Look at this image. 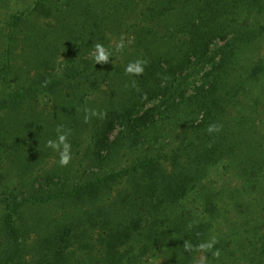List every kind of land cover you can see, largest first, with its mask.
Segmentation results:
<instances>
[{
  "label": "trees",
  "instance_id": "obj_1",
  "mask_svg": "<svg viewBox=\"0 0 264 264\" xmlns=\"http://www.w3.org/2000/svg\"><path fill=\"white\" fill-rule=\"evenodd\" d=\"M261 191L264 0H0V264L190 262L224 196Z\"/></svg>",
  "mask_w": 264,
  "mask_h": 264
},
{
  "label": "rangeland",
  "instance_id": "obj_2",
  "mask_svg": "<svg viewBox=\"0 0 264 264\" xmlns=\"http://www.w3.org/2000/svg\"><path fill=\"white\" fill-rule=\"evenodd\" d=\"M217 180V185L215 184L214 186L215 188L224 185L231 190H235V185L240 184L239 180L230 179L229 176L226 177L221 172L218 173ZM239 195L245 196L247 199L241 198L238 195H232V197H230L229 193L224 196L222 200L224 204L220 206L219 214L212 220L213 227L205 242L215 238L217 242L214 247L217 245V249L213 247L211 250H203L194 255L190 262H167L169 257L161 256L159 258L150 259L147 264H250L245 262L242 258L243 252L249 250L247 247H244L246 235L244 234L245 230H243L244 227L242 224H246V222L249 221L251 222L255 218L254 212H256L257 203H255L254 199L262 201L264 199V191L252 193L250 197L245 194ZM239 246L242 247V251L238 249ZM96 248L98 249L99 246L97 245ZM216 250H219L220 253L218 257L212 255ZM230 252H233L234 255ZM84 257L85 259L87 258L86 255H84ZM251 264H254V262ZM262 264H264V262Z\"/></svg>",
  "mask_w": 264,
  "mask_h": 264
},
{
  "label": "clouds",
  "instance_id": "obj_3",
  "mask_svg": "<svg viewBox=\"0 0 264 264\" xmlns=\"http://www.w3.org/2000/svg\"><path fill=\"white\" fill-rule=\"evenodd\" d=\"M123 47H124L123 43L117 45L118 50L123 49ZM95 49L97 53L94 57L95 61L97 63L107 62L110 56V52L106 51L105 48L101 44H96ZM144 64L145 62L142 60H136L134 62H130L125 67V72L126 74H135V75L142 74L144 72ZM55 131H56V139L47 140L46 146L59 152V165L61 167H64V166H67L72 159L71 144L68 140L70 130L65 129L63 127H57ZM207 131L208 133L219 132L220 126L216 124H211L208 126ZM216 242H217L216 239L212 238L210 241L205 242V243H200L196 245L195 247L191 245L190 243L185 242L184 249L186 251L211 250L213 249ZM212 255L218 257L220 255L219 250L214 251Z\"/></svg>",
  "mask_w": 264,
  "mask_h": 264
}]
</instances>
